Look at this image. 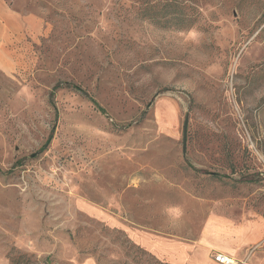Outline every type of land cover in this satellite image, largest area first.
<instances>
[{
    "label": "rangeland",
    "instance_id": "rangeland-1",
    "mask_svg": "<svg viewBox=\"0 0 264 264\" xmlns=\"http://www.w3.org/2000/svg\"><path fill=\"white\" fill-rule=\"evenodd\" d=\"M5 1L0 264H180L131 232L212 215L262 234L181 264H264V0Z\"/></svg>",
    "mask_w": 264,
    "mask_h": 264
},
{
    "label": "crops",
    "instance_id": "crops-1",
    "mask_svg": "<svg viewBox=\"0 0 264 264\" xmlns=\"http://www.w3.org/2000/svg\"><path fill=\"white\" fill-rule=\"evenodd\" d=\"M39 29L37 19L15 12L5 0H0V61L5 62L2 55L9 48L13 36H18L23 30H30L35 34ZM204 228L202 235L194 242L170 239L140 230H133L131 236L153 253L181 264L189 261L194 263L198 254L213 248H219L222 252L238 253L242 248L256 242L262 234V227L257 223L239 224L227 216L220 215H212Z\"/></svg>",
    "mask_w": 264,
    "mask_h": 264
},
{
    "label": "built area",
    "instance_id": "built-area-1",
    "mask_svg": "<svg viewBox=\"0 0 264 264\" xmlns=\"http://www.w3.org/2000/svg\"><path fill=\"white\" fill-rule=\"evenodd\" d=\"M215 259L220 264H238L235 258H232L228 255H224L222 253L215 255Z\"/></svg>",
    "mask_w": 264,
    "mask_h": 264
},
{
    "label": "trees",
    "instance_id": "trees-1",
    "mask_svg": "<svg viewBox=\"0 0 264 264\" xmlns=\"http://www.w3.org/2000/svg\"><path fill=\"white\" fill-rule=\"evenodd\" d=\"M248 181H251V179H248ZM12 262H13V264H18L19 263V261L16 259V258H12Z\"/></svg>",
    "mask_w": 264,
    "mask_h": 264
}]
</instances>
